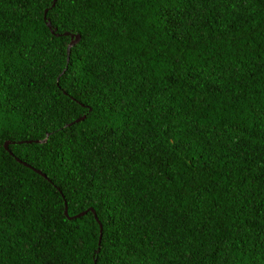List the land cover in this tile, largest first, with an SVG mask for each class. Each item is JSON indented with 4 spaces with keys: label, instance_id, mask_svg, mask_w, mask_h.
Masks as SVG:
<instances>
[{
    "label": "trees",
    "instance_id": "obj_1",
    "mask_svg": "<svg viewBox=\"0 0 264 264\" xmlns=\"http://www.w3.org/2000/svg\"><path fill=\"white\" fill-rule=\"evenodd\" d=\"M93 260L264 264V0H0V264Z\"/></svg>",
    "mask_w": 264,
    "mask_h": 264
},
{
    "label": "water",
    "instance_id": "obj_2",
    "mask_svg": "<svg viewBox=\"0 0 264 264\" xmlns=\"http://www.w3.org/2000/svg\"><path fill=\"white\" fill-rule=\"evenodd\" d=\"M46 11L44 10V13H45ZM43 18H45L44 17V15H43ZM45 24L49 27L50 25H49V22H48V20H46V22H45ZM63 34H66L65 32L63 33ZM78 38H79V35H74V37L72 36V35H70V40H69V42H68V44H67V47H66V53H68V49H69V47L70 46H72L77 40H78ZM82 117H80V118H78V119H75L74 121H78V120H80ZM7 143H8V141H4L3 142V147L6 149L7 147ZM15 160L16 161H18L19 162V160L17 159V158H15ZM24 164V163H23ZM34 170V169H33ZM35 172H39V171H37V170H34ZM86 211H90L91 213H92V215H93V218L97 221V218H96V215H95V213H94V210L91 208V207H88L87 209H85V210H83V211H81V212H79V213H76V214H74V215H72V216H68L67 215V211H66V205H65V202L63 203V210H62V213H63V215L65 216V217H67L68 219H71V218H75V217H79V216H81L82 214H84ZM98 222V221H97ZM98 227H99V229H98V239H97V244H99V240H100V236H101V226H100V224L98 223ZM96 251H97V249H96ZM93 264H94V260H93Z\"/></svg>",
    "mask_w": 264,
    "mask_h": 264
}]
</instances>
